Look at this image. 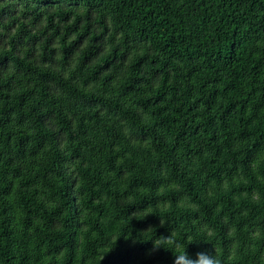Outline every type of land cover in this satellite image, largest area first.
Segmentation results:
<instances>
[{
    "label": "trees",
    "instance_id": "obj_1",
    "mask_svg": "<svg viewBox=\"0 0 264 264\" xmlns=\"http://www.w3.org/2000/svg\"><path fill=\"white\" fill-rule=\"evenodd\" d=\"M264 264V0H0V264Z\"/></svg>",
    "mask_w": 264,
    "mask_h": 264
},
{
    "label": "clouds",
    "instance_id": "obj_2",
    "mask_svg": "<svg viewBox=\"0 0 264 264\" xmlns=\"http://www.w3.org/2000/svg\"><path fill=\"white\" fill-rule=\"evenodd\" d=\"M174 264H219L214 255L207 252L198 253L196 259H191L186 252L177 254Z\"/></svg>",
    "mask_w": 264,
    "mask_h": 264
}]
</instances>
